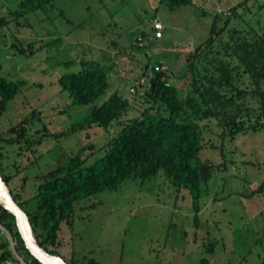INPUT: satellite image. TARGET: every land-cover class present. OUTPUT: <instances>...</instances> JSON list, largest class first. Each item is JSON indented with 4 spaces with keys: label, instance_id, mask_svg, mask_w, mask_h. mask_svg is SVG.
I'll return each mask as SVG.
<instances>
[{
    "label": "rangeland",
    "instance_id": "obj_1",
    "mask_svg": "<svg viewBox=\"0 0 264 264\" xmlns=\"http://www.w3.org/2000/svg\"><path fill=\"white\" fill-rule=\"evenodd\" d=\"M12 1L15 10L18 1ZM193 2L171 11L159 0H52L0 29V76L24 81L0 114L5 139L12 136L9 128L25 122L20 144L2 145L4 171L20 200L30 199L40 178L78 151L85 165L103 155L121 123L145 106L150 84L141 75L145 63L161 61L179 97L187 95L188 51L207 38L215 12H227L239 1ZM253 2L246 21L264 23V9L258 8L264 0ZM156 21L163 27L158 38ZM81 61H98L107 70L109 87L98 102L117 91L131 104L107 130L70 132L89 106L74 105L58 80L80 70ZM239 83L244 87L248 80ZM198 123L201 158L216 170L201 183L197 221L188 191L174 188L160 170L74 203L72 227H62L59 255L72 264L89 258L100 264H264V132L248 129L229 137L213 118ZM35 205L36 200L28 201V208Z\"/></svg>",
    "mask_w": 264,
    "mask_h": 264
},
{
    "label": "trees",
    "instance_id": "obj_2",
    "mask_svg": "<svg viewBox=\"0 0 264 264\" xmlns=\"http://www.w3.org/2000/svg\"><path fill=\"white\" fill-rule=\"evenodd\" d=\"M17 1V8L11 10L8 3L12 0H0V29L12 22L18 24L27 12L52 0ZM238 1L227 12H215L207 38L188 51L184 59L185 75L190 83L187 95L180 98L167 71L156 69L161 66L160 62L154 66L145 63L141 75L148 77L150 84L144 92L145 106L139 115L121 123L120 130L106 144L103 155L92 163L85 165L78 151L65 165L42 176L30 198L36 200L33 210L28 208L30 199L20 200L10 186L12 176L5 173L2 163V145L20 144L26 137L24 120L8 129L12 134L10 138L5 139L0 134L1 176L13 199L29 216L41 247L59 255L56 248L62 227H72L74 203L104 190H116L130 178L148 179L160 170L174 188L188 191L197 221L201 210V183H206L216 170L212 163L201 158L202 129L198 121L217 120V125L227 131L229 137L248 129L264 132V23L256 19L253 24L245 19V13L251 10L249 1L257 0ZM159 3L171 11L194 4L193 0H159ZM258 8L264 9V3ZM232 20L236 21L235 25H231ZM219 21H222L221 27ZM28 50L33 53L31 44ZM20 51L26 53L23 49ZM80 65V70L62 75L58 80L74 105L89 106L87 116L73 124L70 132L93 126L107 130L129 111L131 104L117 91L98 102L109 87L107 70L98 61H81ZM244 77L248 84L241 87L239 82H243ZM23 83L0 76V114ZM0 225L6 231L5 234L0 230V264H21L10 241L26 264H41L25 248L13 215L1 206ZM67 263L72 264V260ZM82 264L100 263L89 258Z\"/></svg>",
    "mask_w": 264,
    "mask_h": 264
},
{
    "label": "water",
    "instance_id": "obj_3",
    "mask_svg": "<svg viewBox=\"0 0 264 264\" xmlns=\"http://www.w3.org/2000/svg\"><path fill=\"white\" fill-rule=\"evenodd\" d=\"M151 69H148V73ZM0 206L9 214L13 215L15 225L23 241L25 248L29 253L38 260L41 264H68L67 261L60 255L51 254L43 247H41L37 241L35 232L30 223L27 213L18 205L13 199L10 189L3 180L0 173ZM0 228L6 233L5 229L0 225ZM10 240V238H9ZM11 249L16 258L21 264H26L16 253L14 248V242L10 241Z\"/></svg>",
    "mask_w": 264,
    "mask_h": 264
},
{
    "label": "built area",
    "instance_id": "obj_4",
    "mask_svg": "<svg viewBox=\"0 0 264 264\" xmlns=\"http://www.w3.org/2000/svg\"><path fill=\"white\" fill-rule=\"evenodd\" d=\"M153 27H154V30H155V36L160 37L161 34H162L161 33V30L163 28L161 22L160 21H156L154 23V26ZM165 68L166 67L163 66V65H161L159 67H156V69H158V70L165 69ZM141 84H143V80L142 79L135 83V85H141ZM131 91L133 92L134 91V88H131Z\"/></svg>",
    "mask_w": 264,
    "mask_h": 264
},
{
    "label": "crops",
    "instance_id": "obj_5",
    "mask_svg": "<svg viewBox=\"0 0 264 264\" xmlns=\"http://www.w3.org/2000/svg\"><path fill=\"white\" fill-rule=\"evenodd\" d=\"M161 37V36H160ZM158 38V37H157ZM161 62V61H160Z\"/></svg>",
    "mask_w": 264,
    "mask_h": 264
}]
</instances>
